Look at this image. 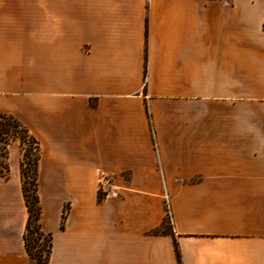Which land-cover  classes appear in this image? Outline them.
Listing matches in <instances>:
<instances>
[{"label":"crops","instance_id":"crops-1","mask_svg":"<svg viewBox=\"0 0 264 264\" xmlns=\"http://www.w3.org/2000/svg\"><path fill=\"white\" fill-rule=\"evenodd\" d=\"M263 23L264 0H0L48 264H177L174 241L182 264H264ZM21 160L9 143L0 264H30Z\"/></svg>","mask_w":264,"mask_h":264},{"label":"trees","instance_id":"trees-1","mask_svg":"<svg viewBox=\"0 0 264 264\" xmlns=\"http://www.w3.org/2000/svg\"><path fill=\"white\" fill-rule=\"evenodd\" d=\"M15 140L23 147L20 174L22 195L27 210V219L22 236L24 248L30 259V264H48L52 247V235L49 232H44L39 223L41 215L37 181L39 142L16 117L10 113L0 112V176L2 178H7L8 176V166L6 163L7 146ZM105 194L100 189L97 195V201L101 202ZM66 211L67 206L63 208L61 213L60 228L64 226ZM168 218L169 214L166 209V215L161 225L153 229L151 233H167L166 224L168 223ZM174 249L177 264H182L175 241Z\"/></svg>","mask_w":264,"mask_h":264},{"label":"rangeland","instance_id":"rangeland-1","mask_svg":"<svg viewBox=\"0 0 264 264\" xmlns=\"http://www.w3.org/2000/svg\"><path fill=\"white\" fill-rule=\"evenodd\" d=\"M263 26V25H262ZM15 141H17V140H15ZM14 142V141H13ZM18 142V141H17ZM19 143V142H18ZM21 148H22V151H23V147L21 146ZM169 223H170V219L168 218V223L166 224V229H168V226H169Z\"/></svg>","mask_w":264,"mask_h":264}]
</instances>
